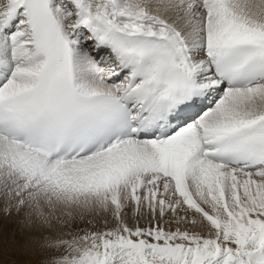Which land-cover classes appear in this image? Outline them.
<instances>
[{"label": "rangeland", "instance_id": "obj_1", "mask_svg": "<svg viewBox=\"0 0 264 264\" xmlns=\"http://www.w3.org/2000/svg\"><path fill=\"white\" fill-rule=\"evenodd\" d=\"M247 1H223L212 10L197 5L194 8L189 0L175 1L177 9H183L173 18L179 20L185 16L187 25L196 23L197 34L188 33L195 45V48L191 46L195 58L208 55L209 49L203 45L200 48L199 40L206 42L208 37L219 33L217 29L241 30L243 36H251L243 30V22H251L249 19L255 14L258 20L264 19L257 10L264 0L262 4L256 0V5ZM4 4L5 0H0V8ZM181 26L183 33L186 27ZM86 51L90 52V48L86 47ZM254 92L249 90L240 95L251 96ZM263 103L264 94L254 103L238 105L241 106L238 110L247 115ZM219 118L209 121L214 123L210 126H230L234 121L228 113L224 114L227 122ZM3 144L0 153L15 157L20 164L0 155V264H137L147 259L157 264H208L217 254L254 249L251 244L260 243L256 239L261 238L259 234L264 241V214L250 207L243 212L237 206L245 197L241 192L248 189L236 184L247 176L233 171L224 174L216 171L206 176L198 165H189L185 172L167 181L148 176L139 178L142 181L138 185L137 179H133L130 184L77 190L57 178L56 164L25 168L22 165L40 161L24 162L18 157L19 151ZM149 177L151 182L147 181ZM230 197L236 215L228 210L232 204ZM222 209L226 218L233 215L224 228L217 222V212L223 213ZM235 239H243L244 247Z\"/></svg>", "mask_w": 264, "mask_h": 264}, {"label": "bare ground", "instance_id": "obj_2", "mask_svg": "<svg viewBox=\"0 0 264 264\" xmlns=\"http://www.w3.org/2000/svg\"><path fill=\"white\" fill-rule=\"evenodd\" d=\"M7 1H8L7 7L4 8V13H3L5 15V17H4L3 21H0V25L4 22V20L6 18L9 17L11 12L15 8L19 7L21 0H7ZM72 1L75 4H77V10H78V16L72 20H68L67 14H65L64 12H60V10L55 5H53L54 11H55L57 17L59 18L61 24L63 25V27L70 26L72 23H75V22H82V17H80V16L94 15L100 11L99 7H96L95 5H91V1H84V0H72ZM93 1L97 4H99L101 9L104 5H106L108 3H109V7H111L115 3V6L118 9L119 14H121L120 16L122 18L128 19L130 21H138L140 23L148 24V25H157L160 27L170 29L171 31H173V30L170 27V25L175 27L177 30L181 31L179 29V27L182 28V26H181V24H182L184 27H186V31L184 29H182L183 33L182 32L181 33L185 35L184 38L186 39V41L189 42V44L195 48V45H193L194 42L188 36V33L191 36H194L197 34V33H195V31H197L196 23H192L190 26L187 25V21L185 20V16H182L181 19H179V20H176L175 19L176 17L173 18L174 16H177L178 13L180 14V11H182V9H183V8L177 9V7H176L177 2H175L176 0L175 1L165 0V2H164V0H124V1L123 0H93ZM250 2H254V3L257 2L258 3V1H256V0H250ZM260 2L262 4V0ZM68 3H70V0H68ZM71 5H73V4H71ZM169 5H171V7H169ZM172 5L173 6L175 5V6L173 7ZM255 5H256V3H255ZM263 5L259 6V9H257V10H260L264 16V6ZM187 6H188V4H187ZM183 7H185V6H183ZM74 8H76V7H73V9ZM175 14H177V15H175ZM258 14H259V12H258ZM181 15H183V14H181ZM256 16H258V15L255 14L249 19L251 22H249V21L243 22L244 26L242 28H244L243 30L249 31L250 33L246 32V31H244V32L249 33L251 36H254V37L260 36V37L264 38V19L259 18V20H258V18ZM114 17L117 18L119 16L114 14ZM65 19H67V20H65ZM253 25L257 26L259 28V30H256L255 26H253ZM23 33H24V29L22 28V31L20 33H18V32L16 33V37H19ZM173 33L175 34V36H176L177 40L180 42V44L183 45V40L182 41L180 40V38L182 39V37L176 35V33L174 31H173ZM3 40H4V37L0 33V48H3V50L10 52L12 54V56H9L8 58H6V56L4 57L1 54L0 55L2 56L3 59H5L13 67V72H12V75H11L9 81L6 84H4L3 87H1L0 93L2 95H9L11 93L22 90L23 88H26V87L35 83L34 82L35 81V73H36L37 68H39L40 63L27 61L26 63L21 64L20 60H25L28 57L29 46L27 45V41L25 38H22V41L19 40V44L16 45L10 51L6 47H4V41ZM201 42H203V41H201ZM75 50H76V47H75ZM78 51H79V49H78ZM94 51L95 50L91 46V52L94 53ZM192 54H194V52ZM19 57H20V59H19ZM196 58H198V57H196ZM196 58L191 59L193 63L195 62ZM203 59H206V57L200 56L196 60H199V62H198L199 64L197 65L198 67H200L201 65L204 64L203 71H205V70L209 69V63H208V60H206L204 63H201L200 61H203ZM16 62L17 63L19 62V64H21V65H15ZM74 63H75V71H76L77 80L83 86V88L85 90L114 93V90H116L117 88L118 89L120 88V86H118V84L113 85L111 82H108L105 78V75L109 74L111 72L112 67L108 68L106 66L105 68H107L108 71L104 75V77L99 80L98 76H99V73L101 72V68L98 67L95 63L94 64L91 63L88 55H86L85 53H82V54H80L79 58L77 59L76 54H75V62ZM110 65H112V63H110ZM12 76H13V78H12ZM89 81H91V82H89ZM14 83H16V85H18V86L11 87ZM263 85H264L263 83H259L258 85H254V86H251L248 88L226 89L228 92V94L225 97L226 99H224V102L222 104L218 105L216 108L212 109L209 112V114L206 117V121H213L214 118L217 119L221 116L224 118V114H226V113H228L230 116H232V119L234 121H232L230 123V126H225V127L215 126V125L210 126L207 124H204V125L209 127V128H213V129H228V128L238 126L239 124L248 123L251 120H254V119L258 118L259 116L263 115L264 114V103L261 104L260 107L256 111H251L247 115H245L244 113H241V110L240 111L238 110V109H241L240 108L241 106H238V105H240V104L244 105L246 103H254L258 99L262 98V95L264 94V86ZM4 89H7V90L4 91ZM249 90H255L254 94H252L251 96H250V94L240 95L241 92L242 93L248 92ZM237 94H239V95H237ZM227 111H229V112H227ZM223 118H219V119L223 120ZM226 118H228V117L226 116ZM224 120H225V118H224ZM218 122H216V123H218ZM220 123H222V122L220 121ZM212 124H214V123L212 122ZM0 141H1V144L2 143L7 144L13 150L19 151L20 154H18V157L24 162H26V161L29 162V159H36L40 162L42 160L46 161V159L44 157H42L41 155H39L38 153H36L34 151L26 150L23 147H21L20 145H16L15 143H13L12 141H10L9 139H7L3 136H0ZM142 141L146 142L148 140H142ZM0 148H2V147L0 146ZM138 151L139 152L140 151H142V152L147 151V154L155 156L153 146L149 143L142 144V146L140 148H138ZM106 154L107 153H103L100 156H98L97 158L104 157ZM95 156H97V155H95ZM19 158H16V159L18 160ZM91 159H95V158L81 157V158L76 159L73 162H79V161L91 160ZM48 161L53 162L52 160H48ZM30 162H32V161H30ZM54 162L57 163V161H54ZM61 163H67V162L60 161L59 164H61ZM217 168H220V172H222V170L229 171V169H226L225 167H217ZM184 172H185V169H184ZM251 172H253V173H251ZM224 173L225 172L223 171V174ZM235 173H237V172L235 171ZM240 173H242V172H240ZM237 175H239V174H237ZM237 175H235V178L237 177ZM241 175H244L247 177L245 178V180H242L241 183H239L237 181L236 186L239 187V184H242L243 185L242 187L244 188V190L247 188L248 192H241V193L245 194V197L238 201L239 204L237 206L242 211L244 208L250 207L251 210L253 209L254 211L256 210L257 212L264 214V176H263V174H261L260 170L257 169L256 171H245ZM238 177H240V176H238ZM145 180H147V179H145ZM150 180H151V178L149 177V179L147 181L151 182ZM141 181L138 180V183H137V180H136V184L137 185L141 184ZM230 201L231 202L233 201V200H231V197H230ZM226 206H227V204H226ZM229 207H231L230 209L227 208L229 210V212L235 214L236 210L234 211V209H232V207L234 208V202H232V204L230 203ZM212 210L210 212H212ZM222 211H223V209H222ZM224 212H226V211H223V213L222 212L219 213V211L217 212L218 219H219V221L217 220V222L221 228H224V226L226 227V224H227L226 221L228 219V218H226ZM232 218H233V215L231 214V216L228 220H230ZM215 219H217V218H215ZM241 219H242V221H244L245 217L243 215H241ZM228 223H230V222L228 221ZM235 240L237 243L239 242V243L243 244V245H241L242 248L244 247L243 239H235ZM235 245H237V244H235ZM260 246H262L261 249H262V252H264V243L261 244ZM259 248L260 247L254 248V249H249V247H248L249 251H247L246 248H243L242 252L244 251V253L237 252L235 250L236 249L235 248V249H233L235 251H231L228 254L224 255V253H223L222 255H220L218 257L215 256V258L208 261V264H230V261L232 259L237 260L236 264H264V258H261L255 254H253V251L254 250L256 251Z\"/></svg>", "mask_w": 264, "mask_h": 264}, {"label": "water", "instance_id": "obj_3", "mask_svg": "<svg viewBox=\"0 0 264 264\" xmlns=\"http://www.w3.org/2000/svg\"><path fill=\"white\" fill-rule=\"evenodd\" d=\"M140 264H156V263L151 260H147V261L141 262Z\"/></svg>", "mask_w": 264, "mask_h": 264}]
</instances>
